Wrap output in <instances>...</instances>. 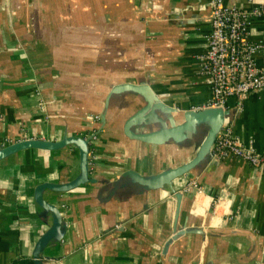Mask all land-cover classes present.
<instances>
[{
	"label": "crops",
	"instance_id": "crops-1",
	"mask_svg": "<svg viewBox=\"0 0 264 264\" xmlns=\"http://www.w3.org/2000/svg\"><path fill=\"white\" fill-rule=\"evenodd\" d=\"M205 1L0 0V142L78 135L92 125L88 113L101 115L88 172L94 181L66 191L41 189L61 213L56 235L38 250L44 262L264 264V176L256 167L232 156L214 162L204 156L169 183L136 179L151 180L189 161L205 135L207 119L180 139L135 136L169 129L168 116L179 123L183 109L207 99L208 85L197 71L209 30ZM249 31L264 41V16L253 17ZM137 83L172 109L151 106L136 118L145 103L132 88ZM225 105L232 134L264 152V88L249 93L239 110L233 97ZM78 173L73 144L25 148L0 159V264L30 259L52 221V211L33 198L35 185ZM192 177L225 201L221 212H189L192 192L180 188ZM190 225L225 233L183 232L163 248L175 230Z\"/></svg>",
	"mask_w": 264,
	"mask_h": 264
},
{
	"label": "built area",
	"instance_id": "built-area-1",
	"mask_svg": "<svg viewBox=\"0 0 264 264\" xmlns=\"http://www.w3.org/2000/svg\"><path fill=\"white\" fill-rule=\"evenodd\" d=\"M205 5L208 10L209 30L205 34L204 49L199 54L197 71L204 76L209 95L203 103L191 105L188 109L225 108L226 99L233 97L234 107L239 110L243 99L249 93L264 88V41L249 37L251 19L264 16V2L241 0L227 3L223 0H206ZM34 93L38 97L40 109L45 111L38 87L34 89ZM88 116L92 125L88 131L78 136L86 140L89 172L96 157L93 142L97 139L101 115L88 113ZM25 138L27 137L5 139L0 142V146ZM210 154L216 159L232 156L244 160L264 176V152L258 151L250 143H242L232 134L228 123H223L216 132ZM180 190L192 192L190 213L201 214L209 207L211 215H216L226 207L224 200L205 193L196 177L187 180ZM224 213L226 218H230L229 213ZM13 264L34 263L28 259Z\"/></svg>",
	"mask_w": 264,
	"mask_h": 264
},
{
	"label": "water",
	"instance_id": "water-1",
	"mask_svg": "<svg viewBox=\"0 0 264 264\" xmlns=\"http://www.w3.org/2000/svg\"><path fill=\"white\" fill-rule=\"evenodd\" d=\"M195 15L196 13L188 17L189 18L188 22H191L192 20L191 17ZM132 86H133L132 88L135 89L140 95H142L143 99L145 100V103L139 108V110L134 115L136 118H138L140 114L145 112L151 106L161 111H170L172 109L167 105H163V103L154 95V93L151 92L149 89H147L143 84L137 83L136 85H132ZM39 91H40L42 103L44 105V110L48 116L45 99L40 89ZM183 112L184 114L182 117V121L179 123H175V121L170 116H168V122L170 126L169 129L165 131L163 130L161 133H156L154 135L142 133V134H137L135 136L144 140H158L160 138H167V137H171L173 139H180L185 135V132L191 128L193 123L199 120L207 119L208 120L207 129L205 135L203 136L199 144V147L195 155L184 164H181L173 168L165 169L157 173L151 180L145 181L142 177H136L138 181L151 183L153 185H157L162 182L169 183L172 178L178 176L180 173L186 171L187 169L191 168L193 165L197 164V162H199L204 156L207 157L208 161L214 162L216 160L215 157H211L210 146L214 140L215 134L218 131L219 127L223 123H227L224 119L229 111L221 107H204L198 110H191L186 108L183 109ZM66 144H73L77 149L79 173L76 178L70 181H66V182L43 181L36 184L34 187L33 198L36 201V203L39 204L42 208L48 209L53 213V218L50 225L36 239V242L31 251L30 259L34 264H48L40 258V256L38 255V250L48 239L56 235L61 221V213L59 209L52 203H49L48 201L43 199V197L41 196V189L51 188L56 191H66L80 184H83L86 181H94V179L89 177L88 174L86 140L78 135H65L56 140L30 137L25 139H16L6 145L0 146V159H2L16 151L25 148L55 150L63 147ZM183 232H194L199 234H217V235L225 233V231L220 229L219 227L190 225L175 230L174 233H172L166 239L163 248L164 249L166 248V245L168 244V242L171 241L173 237Z\"/></svg>",
	"mask_w": 264,
	"mask_h": 264
},
{
	"label": "trees",
	"instance_id": "trees-1",
	"mask_svg": "<svg viewBox=\"0 0 264 264\" xmlns=\"http://www.w3.org/2000/svg\"><path fill=\"white\" fill-rule=\"evenodd\" d=\"M48 116H49V112H48Z\"/></svg>",
	"mask_w": 264,
	"mask_h": 264
}]
</instances>
